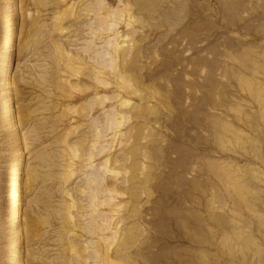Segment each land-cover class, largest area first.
Masks as SVG:
<instances>
[{
  "label": "rangeland",
  "instance_id": "374dc122",
  "mask_svg": "<svg viewBox=\"0 0 264 264\" xmlns=\"http://www.w3.org/2000/svg\"><path fill=\"white\" fill-rule=\"evenodd\" d=\"M0 264H264V0H0Z\"/></svg>",
  "mask_w": 264,
  "mask_h": 264
},
{
  "label": "bare ground",
  "instance_id": "6f19581e",
  "mask_svg": "<svg viewBox=\"0 0 264 264\" xmlns=\"http://www.w3.org/2000/svg\"><path fill=\"white\" fill-rule=\"evenodd\" d=\"M6 87H7V85H6V84H4V85H3V90H5V89H6Z\"/></svg>",
  "mask_w": 264,
  "mask_h": 264
}]
</instances>
